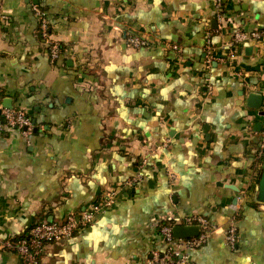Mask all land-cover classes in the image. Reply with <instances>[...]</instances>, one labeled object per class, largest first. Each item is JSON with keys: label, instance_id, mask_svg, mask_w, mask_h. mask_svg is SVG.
I'll return each mask as SVG.
<instances>
[{"label": "crops", "instance_id": "1", "mask_svg": "<svg viewBox=\"0 0 264 264\" xmlns=\"http://www.w3.org/2000/svg\"><path fill=\"white\" fill-rule=\"evenodd\" d=\"M220 2L0 0V102L33 123L27 138L0 135V264H20L6 241L108 191L113 204L46 245L41 264H148L152 248L164 253L155 222L188 214L213 228L185 251L194 263L264 264V202L252 178L264 36L227 53L237 30L264 31V0ZM33 5L62 48L54 62ZM134 35L148 45L132 47Z\"/></svg>", "mask_w": 264, "mask_h": 264}, {"label": "built area", "instance_id": "2", "mask_svg": "<svg viewBox=\"0 0 264 264\" xmlns=\"http://www.w3.org/2000/svg\"><path fill=\"white\" fill-rule=\"evenodd\" d=\"M218 9L221 6L220 0H217ZM32 10L38 22V37L46 46L49 60L54 62L60 55L61 48L52 38L49 20L43 10L38 5H33ZM216 18H222L221 12L216 11ZM0 19H4L1 16ZM264 31H244L237 30L227 43L228 58H234L237 47L243 42L259 41L263 38ZM128 43L135 48L145 47L148 40L140 36H128ZM238 77H242L240 72H236ZM33 128L31 118L22 109L4 108L0 102V135L4 132L16 131L22 137L27 138ZM258 158L262 159V170L264 165V124L259 133ZM260 165L257 164L256 170L252 174L254 182L258 184ZM139 176V175H138ZM115 192L108 191L102 202H95L81 213L70 212L61 221H40L30 227L28 232L16 241H6L7 248L13 249L20 258V264H41L40 259L44 247L53 242H59L71 238L78 230L90 224L95 216L110 207ZM171 222V223H170ZM174 225H196L199 228V234L191 238H175L172 235ZM156 235L160 237L164 244V253L160 254L158 249L152 248L151 257L148 264H196L184 255L186 250H195L201 247L209 238L213 228L208 219L200 215L188 214L182 217H174L172 220L164 219L156 221ZM225 241L230 246L236 245L238 232L236 226L231 223L224 232Z\"/></svg>", "mask_w": 264, "mask_h": 264}, {"label": "water", "instance_id": "3", "mask_svg": "<svg viewBox=\"0 0 264 264\" xmlns=\"http://www.w3.org/2000/svg\"><path fill=\"white\" fill-rule=\"evenodd\" d=\"M215 23L216 20H213ZM2 107L4 108H11V100L5 99L2 102ZM262 129V125L259 123L257 124V130L260 131ZM257 201L264 202V165L262 173L259 177L258 184H257ZM199 234V228L196 225H174L172 227V235L175 238H191L195 237Z\"/></svg>", "mask_w": 264, "mask_h": 264}, {"label": "trees", "instance_id": "4", "mask_svg": "<svg viewBox=\"0 0 264 264\" xmlns=\"http://www.w3.org/2000/svg\"><path fill=\"white\" fill-rule=\"evenodd\" d=\"M60 48H61V47H60ZM61 49H62V48H61ZM259 137H260V136H259ZM258 149H259V148H258ZM258 149H257V150H258ZM257 153H258V151L256 152V161H257V164L260 165V168L258 169V172H259L258 177H260V175H261V173H262V164H263V163H262V159H261V158H258V156H257L258 154H257ZM170 223H171V222H170ZM17 239H19V238H16V239H14L13 241H16Z\"/></svg>", "mask_w": 264, "mask_h": 264}]
</instances>
